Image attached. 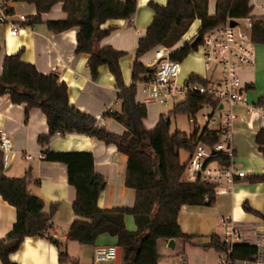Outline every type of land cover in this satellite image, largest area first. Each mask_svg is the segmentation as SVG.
I'll use <instances>...</instances> for the list:
<instances>
[{
	"label": "trees",
	"instance_id": "obj_1",
	"mask_svg": "<svg viewBox=\"0 0 264 264\" xmlns=\"http://www.w3.org/2000/svg\"><path fill=\"white\" fill-rule=\"evenodd\" d=\"M34 4L36 14L27 23L33 26L41 22V15L49 12L58 3L67 16L65 21H50L48 30L54 32L76 28V52L88 53L87 64L92 79H96L100 65H107L118 89V111L104 112L125 128L122 134H114L88 113L78 111L70 105L67 86L58 81L55 73L48 75L38 72L35 66L21 61V51L7 55L2 62L0 76V96L8 95L15 104L26 103L25 115L32 108H39L47 119L49 133L40 135L37 143L46 147L55 134L77 133L94 137L105 144H113L118 152L127 156L125 185L136 193L132 207L112 209L98 208L100 192L105 187V178L96 173L93 155L90 152H52L46 149L44 159L49 162H61L67 167V179L75 189L72 211L76 219L69 226L67 240L80 244L93 245L100 234L108 233L116 237L121 248V264H158V241L181 239L185 242L195 238L186 235L178 225V216L186 206H212L216 194L211 184L204 182L183 181L185 163L180 160V151L192 152L197 142L214 145L219 139V131L204 127L190 135L179 131L170 132V116L186 114L196 115L204 105L217 107L211 97L205 94L187 92L182 102L173 105L166 115L147 130L144 120L147 109L144 103L136 101V87L141 81L150 82L155 69L147 68L141 59L159 47L175 48L170 58L182 63L191 52H196L207 32L224 24L227 19L252 20V42H264V17H252L249 0H216L215 13L209 15L210 0H167L164 6L150 3L154 17L146 29V34L139 38L133 61L132 83L126 86L122 79L119 59L123 53L111 46L99 47L100 41L110 35L111 29H101V24L108 20L122 19L132 23L135 15L136 0H27ZM10 11H6L9 13ZM200 21L197 33L179 45L194 21ZM180 46L179 48H176ZM190 82L206 84L202 77L191 76ZM264 108V97L257 101ZM255 141L264 156V127L256 134ZM219 158L224 164L230 158L220 152ZM5 165L0 151V197L15 208L16 221L4 239H0V258L3 264H15L9 256L15 252L25 237L46 236L51 226L57 205L44 212V202L28 191L30 171L22 178H9L4 175ZM236 182H262L264 176L251 175ZM246 211H252L247 203ZM131 215L136 231H129L124 225V217ZM264 221V216L260 215ZM58 248V260H69L63 245L46 236ZM203 249L224 251V243L216 235H210ZM257 252L256 245L236 244L229 254L232 261H252Z\"/></svg>",
	"mask_w": 264,
	"mask_h": 264
},
{
	"label": "crops",
	"instance_id": "obj_2",
	"mask_svg": "<svg viewBox=\"0 0 264 264\" xmlns=\"http://www.w3.org/2000/svg\"><path fill=\"white\" fill-rule=\"evenodd\" d=\"M125 1V0H122ZM167 0H136L137 7L132 23L127 20H108L101 24V29H111L110 35L100 41L99 47L111 46L123 53L119 59L122 79L126 86L131 85L132 67L139 38L146 34L148 25L152 22L154 13L150 3L164 6ZM216 0H210L208 12L215 13ZM251 16L264 17V0H249ZM63 4H55L49 12L43 13L41 22L28 26L27 23L36 14L34 4L27 0L8 1L6 6L7 20L0 23V76L2 62L5 56L15 55L21 51V61L36 67L41 74L55 73L58 81L67 86V97L70 105L82 113H88L97 122L102 120L106 129L114 134H122L123 126L114 119L103 117L104 111L111 108L118 111V89L107 65H100L96 79H92L87 64L89 54L76 52V28L62 32L48 30L46 24L50 21H65ZM19 15L27 21L19 19ZM10 24L19 26L16 36L9 34ZM200 21H194L188 32L182 37L181 43L197 33ZM177 46L176 48H179ZM175 48H171L174 51ZM153 51L145 55L141 62L146 64L152 58ZM253 64L239 73L241 84L245 88L246 103L237 104L229 109L219 105L223 113H233L230 121L232 130V147L235 167L243 174L240 179L259 175L264 176V156L259 151L255 141L256 134L264 127V108L257 105L259 98L264 97V42L254 44ZM182 71L179 82L191 76L208 77L200 51L191 52L182 60ZM143 81L136 87V101L144 103L148 111L144 127L149 130L157 123L160 112L156 103H147ZM26 103L15 104L8 95L0 96V128L12 139L13 156L5 163L4 175L9 178H22L30 171L28 191L31 195L40 197L44 202V212L49 207L57 205L51 226L46 231L54 241L65 248L69 260L63 264H115L94 260L97 247L117 246V239L108 233L96 237L93 245L80 244L67 240L69 226L76 219L72 211V203L76 197L75 189L69 185L67 167L61 162H49L44 159L43 152H90L93 155L94 168L97 174L105 178V187L100 192L98 208L112 209L132 207L136 193L125 185L127 156L118 152L113 144H105L94 137L77 133L55 134L46 147L37 143L40 135L49 133L45 114L39 108H32L25 115ZM151 106H153L151 108ZM210 110V109H208ZM149 118L150 124L146 121ZM215 131L220 130L219 124ZM188 156V153H187ZM247 203L252 211H246L243 204ZM178 216V225L186 235L195 236L191 241L171 239L158 241V264H217L218 255L213 249H203L210 235L220 237L222 226L219 219L222 216L232 217L234 222L245 228H261L264 221V181L234 183L231 192L218 193L212 206L182 207ZM15 208L0 197V239H4L11 231L16 221ZM124 225L129 231H136L131 215L124 217ZM46 236L25 237L20 247L10 254L9 259L15 264H62L58 260V248ZM213 251L215 257H212Z\"/></svg>",
	"mask_w": 264,
	"mask_h": 264
},
{
	"label": "built area",
	"instance_id": "obj_3",
	"mask_svg": "<svg viewBox=\"0 0 264 264\" xmlns=\"http://www.w3.org/2000/svg\"><path fill=\"white\" fill-rule=\"evenodd\" d=\"M8 1L0 0V23L7 20L6 6ZM20 20L27 21L23 15L18 16ZM236 22L234 26L229 25L230 21ZM252 20L249 16L244 19L230 18L224 24L214 27L204 36L197 51L202 53L205 62V70L210 73L208 77H202L206 84L201 82H190V78L180 83L178 76L182 71V64L172 60V53L169 47H159L153 52L152 58L146 64L147 68H154V76L150 82L144 83V92L147 103L167 105L178 97L186 96L187 92L205 94L217 103L216 108L204 105L201 109H210V112L201 114V123H198L196 115L188 116V121L193 130L198 133L209 125L216 124L213 116L220 113L219 139L214 145L197 142L192 152L188 153L185 168L182 174L183 181L204 182L214 187L215 194L229 193L235 183V179L243 174L235 167L232 130L230 121L233 113H223L219 105H226L230 108L237 104L246 103L245 88L241 84L239 73L250 67L253 62L254 44L251 37ZM19 31L18 24H10L9 34L16 36ZM189 40V39H187ZM186 40V41H187ZM119 104V102H118ZM104 112H113L111 108ZM102 126V120L97 122ZM0 151L3 155L4 165L13 156L12 139L0 128ZM223 152L230 163L224 164L217 155ZM222 226L220 240L224 243V251L217 253V264H264V226L261 228H245L235 223L232 217L222 216L219 219ZM236 244L256 245L257 252L252 261L230 259V252ZM117 246L97 247L94 260L106 262L115 261ZM0 264H3L0 258Z\"/></svg>",
	"mask_w": 264,
	"mask_h": 264
},
{
	"label": "rangeland",
	"instance_id": "obj_4",
	"mask_svg": "<svg viewBox=\"0 0 264 264\" xmlns=\"http://www.w3.org/2000/svg\"><path fill=\"white\" fill-rule=\"evenodd\" d=\"M178 81H180V80L178 79ZM183 99H184V97H178V98H176V99H174L172 101H169L167 103V105H165V106H163V105H155L154 107H156L158 109V111L160 112L161 115H166L167 116V114L169 113V110L173 107V105L182 102ZM152 107L153 106H151V108ZM203 112H210V110H208V109H200L199 113L196 116V119H197L198 123H201V114ZM169 119H170L169 127H170V132L171 133H174L175 131H179V132H181L183 134L185 133L187 135H190L193 132V126H191V124L189 123L188 116L186 114L178 115L176 117L170 116ZM213 119L216 121V124L209 125L210 128H215L216 125H218L221 122L222 118H221L220 113H216L213 116ZM146 122H147L146 123L147 125L150 124L149 123L150 122L149 118L147 119ZM155 124L156 123H153L150 126L151 128L149 130H151L152 127L155 126ZM179 154H180L179 156H180L181 162L185 163L186 160H187V153L185 151H180ZM201 249H202V251H204L203 248H201ZM210 254H211L212 257H215V254L213 253V251H210Z\"/></svg>",
	"mask_w": 264,
	"mask_h": 264
},
{
	"label": "water",
	"instance_id": "obj_5",
	"mask_svg": "<svg viewBox=\"0 0 264 264\" xmlns=\"http://www.w3.org/2000/svg\"><path fill=\"white\" fill-rule=\"evenodd\" d=\"M236 24L235 21L231 20L229 25L234 26ZM121 248L118 247L117 254L115 257V264H121Z\"/></svg>",
	"mask_w": 264,
	"mask_h": 264
}]
</instances>
